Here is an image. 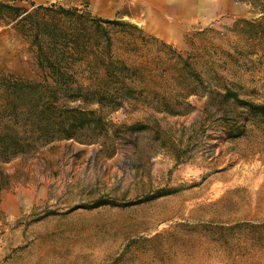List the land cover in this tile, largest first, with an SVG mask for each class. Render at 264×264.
<instances>
[{
	"label": "rangeland",
	"instance_id": "rangeland-1",
	"mask_svg": "<svg viewBox=\"0 0 264 264\" xmlns=\"http://www.w3.org/2000/svg\"><path fill=\"white\" fill-rule=\"evenodd\" d=\"M209 1L0 0V264H264V0Z\"/></svg>",
	"mask_w": 264,
	"mask_h": 264
},
{
	"label": "crops",
	"instance_id": "crops-1",
	"mask_svg": "<svg viewBox=\"0 0 264 264\" xmlns=\"http://www.w3.org/2000/svg\"><path fill=\"white\" fill-rule=\"evenodd\" d=\"M113 5L108 7V2ZM125 1L136 3L138 11L145 15V25L149 27L173 26L179 23H192L195 19L207 14L206 4L209 0H93L90 6V13L99 18L111 19L117 16V3ZM224 9L223 4L215 3V8ZM93 6V8H92ZM157 33V32H156Z\"/></svg>",
	"mask_w": 264,
	"mask_h": 264
},
{
	"label": "trees",
	"instance_id": "trees-1",
	"mask_svg": "<svg viewBox=\"0 0 264 264\" xmlns=\"http://www.w3.org/2000/svg\"><path fill=\"white\" fill-rule=\"evenodd\" d=\"M63 11V10H62ZM64 12V11H63ZM106 23L110 24L111 22L110 21H106ZM46 61L48 63V67L51 68V69H54V64L53 62L48 58L46 57ZM49 61V62H48ZM47 65V64H46ZM6 84H9L11 86V88H16L19 86V84H21L20 82H6Z\"/></svg>",
	"mask_w": 264,
	"mask_h": 264
}]
</instances>
